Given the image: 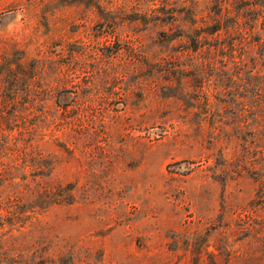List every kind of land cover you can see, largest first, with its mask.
<instances>
[{
    "label": "rangeland",
    "instance_id": "374dc122",
    "mask_svg": "<svg viewBox=\"0 0 264 264\" xmlns=\"http://www.w3.org/2000/svg\"><path fill=\"white\" fill-rule=\"evenodd\" d=\"M263 174L264 0H0V264H264Z\"/></svg>",
    "mask_w": 264,
    "mask_h": 264
},
{
    "label": "trees",
    "instance_id": "16d2710c",
    "mask_svg": "<svg viewBox=\"0 0 264 264\" xmlns=\"http://www.w3.org/2000/svg\"><path fill=\"white\" fill-rule=\"evenodd\" d=\"M263 175L261 177L258 176L254 177V179L259 183V187L256 191L250 209L247 210L248 212L246 216L247 220L245 221H249L253 219L251 218L250 215L255 216L253 215V213H257L258 210L264 211V176ZM260 218L261 220H259L258 222H256L255 219H253L251 222L247 224V226L244 227V229H246L247 231L249 230L250 232L254 231L255 235H264V215Z\"/></svg>",
    "mask_w": 264,
    "mask_h": 264
}]
</instances>
